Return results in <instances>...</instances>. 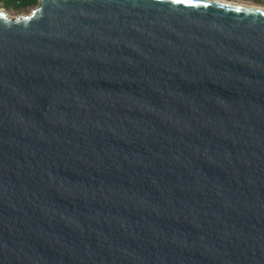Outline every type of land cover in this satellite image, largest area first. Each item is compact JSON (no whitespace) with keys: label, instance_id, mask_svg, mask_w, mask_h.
Here are the masks:
<instances>
[{"label":"water","instance_id":"95a60500","mask_svg":"<svg viewBox=\"0 0 264 264\" xmlns=\"http://www.w3.org/2000/svg\"><path fill=\"white\" fill-rule=\"evenodd\" d=\"M196 2L0 12V264H264V11Z\"/></svg>","mask_w":264,"mask_h":264},{"label":"rangeland","instance_id":"374dc122","mask_svg":"<svg viewBox=\"0 0 264 264\" xmlns=\"http://www.w3.org/2000/svg\"><path fill=\"white\" fill-rule=\"evenodd\" d=\"M264 7V0H229ZM39 5V0H0V8L9 16L17 17L30 14Z\"/></svg>","mask_w":264,"mask_h":264},{"label":"bare ground","instance_id":"6f19581e","mask_svg":"<svg viewBox=\"0 0 264 264\" xmlns=\"http://www.w3.org/2000/svg\"><path fill=\"white\" fill-rule=\"evenodd\" d=\"M203 1H209V2H215V3H221V4H227V5H233L258 11H264L263 6L255 5V4H246L236 1H229V0H203ZM0 12H5L3 9L0 8Z\"/></svg>","mask_w":264,"mask_h":264},{"label":"snow or ice","instance_id":"6c2138e0","mask_svg":"<svg viewBox=\"0 0 264 264\" xmlns=\"http://www.w3.org/2000/svg\"><path fill=\"white\" fill-rule=\"evenodd\" d=\"M173 3H178V4H186L190 7H199L200 5L196 2V0H172ZM205 7L207 5H204Z\"/></svg>","mask_w":264,"mask_h":264}]
</instances>
